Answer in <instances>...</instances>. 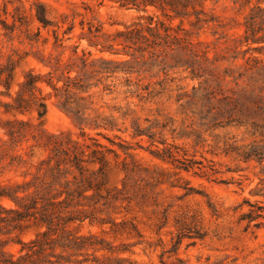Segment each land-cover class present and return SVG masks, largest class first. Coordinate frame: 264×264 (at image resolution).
Returning a JSON list of instances; mask_svg holds the SVG:
<instances>
[{
	"label": "trees",
	"instance_id": "trees-1",
	"mask_svg": "<svg viewBox=\"0 0 264 264\" xmlns=\"http://www.w3.org/2000/svg\"><path fill=\"white\" fill-rule=\"evenodd\" d=\"M104 1L120 9L136 10L140 15L124 29L109 34L100 22L87 19L85 13L61 15L55 21L50 18L49 6L40 0H33L30 13L25 10L23 0H5L0 4L4 35L13 40L17 33L19 42L31 47V51L14 50L6 63L0 64L3 87L0 95L11 98V101H0L6 116L1 126L7 136L0 139V166L6 160L2 168L14 169L22 176L20 182L0 185V264L130 262L120 255L133 254L131 249L144 243L141 225L153 226L161 234L170 223L173 204L164 206L159 201L158 187L169 184L181 188L183 198L202 195V191L189 186L182 173L193 172L199 177L219 173L185 153L180 155L165 140L158 141L154 133L139 126L134 127L132 137L147 136L155 146L151 154L173 166L172 174L166 169L145 165L133 153L136 149L129 142H116L104 135L101 129L113 131L116 125L106 119L90 121L85 101L91 97L94 87L103 85L104 91L110 90L104 81L117 73L127 75L129 86L131 77L137 75L136 92L150 94L151 82L141 83L145 77L153 79L161 73L167 76L169 70L178 68L188 71L199 80V86L178 96L177 101H183L181 108L196 116L201 126L242 127L264 136V81L260 84L258 79L260 71L264 72V0H230L239 10L248 9L243 34L231 49L232 58H241L244 61L241 67L246 72L254 70L247 79L246 73L234 77L236 84L245 78V84L231 93L222 89V79L213 74L214 70L208 71V47L193 40L194 30L211 21L203 9L205 0ZM9 4L13 6L12 12ZM77 17L82 30L79 41L86 40L100 53L127 59H94L90 50L80 48L79 42L67 44L73 39ZM174 20H179L175 26ZM185 23L190 29L185 28ZM49 45L51 49L47 52ZM30 57L49 70L46 73L33 68L25 71L13 94L16 71ZM227 74L230 75L229 70ZM45 88L50 91L45 92ZM52 97L79 127L82 140L74 139L70 133L53 134L45 129L47 102ZM85 128L96 131L109 145L87 134ZM115 138L120 139L117 135ZM157 142L163 147L157 146ZM137 146L142 148L139 142ZM230 152H236L246 163L256 162L261 167L260 181H264V147L252 145L241 152L229 147L224 151L225 156ZM113 166H118L123 173L121 186L109 184ZM5 201L12 206H5ZM244 204L248 209L240 211L238 222L245 223L246 229L263 227L264 205L245 199L236 209L241 210ZM208 206L216 212L210 201ZM86 224L97 226L99 231L83 232ZM172 224L176 231L175 252L185 238L204 237L201 216L196 210L180 207L172 217ZM117 241L120 243L116 244Z\"/></svg>",
	"mask_w": 264,
	"mask_h": 264
},
{
	"label": "rangeland",
	"instance_id": "rangeland-1",
	"mask_svg": "<svg viewBox=\"0 0 264 264\" xmlns=\"http://www.w3.org/2000/svg\"><path fill=\"white\" fill-rule=\"evenodd\" d=\"M3 1L5 0H0V4H3ZM23 1L25 10L30 13L33 0ZM40 1L49 6L50 18L55 21L60 20L61 15L85 13L87 19L100 22L104 31L109 34L124 29L140 15L136 10L120 9L108 1L102 3V0ZM8 9L12 12L13 6L9 4ZM203 9L211 21L201 29L194 30L193 40L202 42L203 46L208 47L206 63L208 71L214 70L213 74L222 79V89L227 93L238 91L244 86L245 78H249L251 71H254L246 72L241 67L244 61L241 58L234 60L232 58L234 53L231 50L234 41L243 34V22L248 9L239 10V7L230 0H205ZM79 20L80 18L77 17L73 39L67 44L73 45L79 42L80 48L90 50L94 59L100 57L112 60L127 59L108 52L100 53L97 48L90 47L86 40L79 41L78 36L82 32L78 25ZM8 21H12L10 16ZM178 23L179 20L173 21L174 26ZM184 26L190 29L189 24L185 23ZM16 35L17 33L13 40H9L0 25V64H5L7 57L14 54L13 51L16 49L31 51V47L27 43H20ZM43 35L47 34L43 32ZM50 49L49 45L46 51ZM69 54L70 50H67L66 55ZM31 68L41 73L49 70L35 58H28L27 62L16 71L13 94L18 89V83L23 80L24 72ZM228 70L230 75L227 74ZM239 73H246L245 78L236 84L234 77ZM126 79L127 75L117 73L104 81V84L109 85L110 90L104 91L103 85L92 88L91 97L85 101L88 107L87 118L90 121L96 119L112 121L116 125L113 131L103 129L100 131L116 142L120 140L129 142L135 147L133 153L137 154V158L152 169H166L168 174H172L173 166L161 162L151 154L150 151L154 150L155 146L151 145L147 136L132 137L136 126L150 130L155 134V139L165 140L166 145L173 146L180 155L185 153L188 158L201 161L203 165L211 166L219 173L211 177H199L193 172L182 173L189 181V186L202 191V195L193 194L183 198L184 190L181 188H173L169 184L159 186V201L164 206L173 204L170 223L161 230V234H157L153 226L149 228L141 225L144 243L133 247L131 249L133 254L120 255L129 259L130 262L125 264H264V226L260 228L251 226L246 229L245 223L238 222V216L240 211H247L248 206L244 204L241 210L236 209L245 199L264 205V181H260L261 167L256 162H244L237 157L236 152H230L228 156L224 154L225 149L229 147H235L240 152L252 145L264 147V136L259 133L252 134L250 129L242 127L212 129L201 126L196 116L181 108L183 101H177L178 96L191 92L193 87L199 86V80L193 78L188 71L178 68L169 70L167 76L161 73L159 77L153 79L145 77L141 83L146 85L151 82L150 94L136 92L134 83L139 79L137 75L131 77V86L126 83ZM258 79L260 84L264 81L263 71H260ZM2 90L3 87L0 85V91ZM49 91V88H45V92ZM0 101H11V98L0 95ZM47 103L45 129L53 134L70 133L74 139L82 140L79 127L63 110L58 100L52 97ZM5 118L0 108V139H7L1 126ZM22 118L28 119L27 116ZM85 131L101 143L109 145L105 138L96 135V131L89 128H85ZM115 135L120 139L115 138ZM138 142L142 148L137 146ZM156 145L163 147L158 142ZM22 147H26V144ZM121 156L124 157V154L121 153ZM6 162L3 161L0 166V185L22 181L19 172L11 168L5 170L2 168ZM122 178L123 173L120 168L113 166L109 172L110 186H121ZM173 179L174 177L170 180ZM208 201L212 203L216 212L209 208ZM3 204L7 207L12 206V203L7 201ZM180 207L191 208L200 213L201 233L204 237L195 240L185 238L175 252L173 244L176 231L172 217ZM82 231L98 232L99 228L86 224Z\"/></svg>",
	"mask_w": 264,
	"mask_h": 264
}]
</instances>
